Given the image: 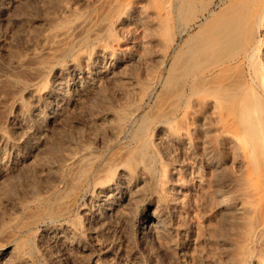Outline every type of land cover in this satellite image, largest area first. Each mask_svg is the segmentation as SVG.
I'll list each match as a JSON object with an SVG mask.
<instances>
[{"label":"bare ground","instance_id":"6f19581e","mask_svg":"<svg viewBox=\"0 0 264 264\" xmlns=\"http://www.w3.org/2000/svg\"><path fill=\"white\" fill-rule=\"evenodd\" d=\"M224 3L61 6L44 23L27 55L47 77L0 133V190L28 188L0 219L17 242L0 264L39 263L38 225L50 264H264V0Z\"/></svg>","mask_w":264,"mask_h":264},{"label":"rangeland","instance_id":"374dc122","mask_svg":"<svg viewBox=\"0 0 264 264\" xmlns=\"http://www.w3.org/2000/svg\"><path fill=\"white\" fill-rule=\"evenodd\" d=\"M229 1L223 0V2H225L224 6ZM119 2L120 0H89L86 4H79L73 0H25L24 2L11 6V8L0 13V133H3V131L5 132L6 130L8 131L9 128L15 126L16 124L14 121L16 116V109L14 107L15 101L22 96L23 92L29 88L30 85L44 82L47 77L46 75H42L40 73V67L46 64L48 57L46 55H41L39 58L33 59L27 55L28 48L33 46L36 48L40 47L37 42V38L44 23L48 22L53 17L54 12L61 6L78 8L81 13L97 18V16H99L104 9H106L108 13L115 11L116 8L119 7ZM42 5L44 9L42 8ZM218 9L219 8L216 7L214 8V11L217 12ZM196 30L197 28H194L191 32L194 33ZM117 36H119V34ZM184 38L185 36L183 39ZM48 39V44H50L51 38L50 40ZM19 58L21 62L17 65L16 59ZM78 115V112H72L68 115V119L66 118V121L64 119L65 122L63 124L66 125V129L64 131L68 130L66 134L72 131L70 132L72 134L69 135H73L75 137L77 135H81L82 132L80 131H76V133H74L75 131L73 132V130H69V127L73 125H70V123L75 124V122L79 121L78 119H81L80 115ZM67 138L64 137L66 140H70L71 137L68 136ZM33 144L30 145L31 147H28V151H36L35 147H37V143ZM44 150H46V156L52 153L53 155H49L50 157L52 155L51 158L55 159L56 156L58 157L57 152H55L56 150L52 149L50 145L45 147ZM37 153H40V151L38 150ZM49 156L47 158H50ZM22 181L23 179L16 182L15 186L14 184H12L13 186L10 184V189L4 186L5 190H0H4V192L7 191V194L5 193L6 196L2 197L5 201L0 203V219L15 215L19 218L20 213L17 214V205L15 206V203H17L20 196L24 195L23 193L28 191V188L25 187L26 181ZM25 189L26 191H24ZM4 192H2V195H4ZM81 205L82 203H80V206ZM76 210H79V206ZM36 227L34 228L35 233L33 232V234L29 236L31 241L28 246H31L30 248H32L33 251L32 256L35 260L38 259V264H50L47 260H40L41 254L38 252L40 249H38L39 245L37 244L40 230H42V225H38ZM7 235L12 234H10L9 231ZM13 238L0 237V253L7 251L10 247L13 248V245L17 244L16 241L15 243L13 242L16 238ZM20 238L22 237L20 236ZM8 239L11 240L9 241Z\"/></svg>","mask_w":264,"mask_h":264}]
</instances>
